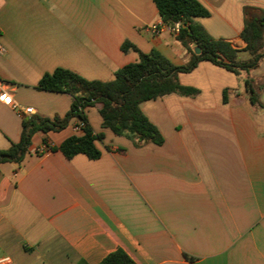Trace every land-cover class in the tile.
Returning a JSON list of instances; mask_svg holds the SVG:
<instances>
[{
  "label": "crops",
  "instance_id": "0c3cea01",
  "mask_svg": "<svg viewBox=\"0 0 264 264\" xmlns=\"http://www.w3.org/2000/svg\"><path fill=\"white\" fill-rule=\"evenodd\" d=\"M197 1L209 15L194 21L246 60L243 8L264 11V0ZM159 22L153 0H0V91L21 111L32 109L21 115L0 101V150L19 141L24 118L69 111V94L37 89L57 68L112 81L138 59L121 49L125 42L173 65L187 63L177 33L148 31ZM177 78L198 94L171 93L139 105L161 145L135 147L114 135L95 104L84 114L93 134L102 135L94 140L99 158H66L44 145L45 139L57 149L81 136L73 117L60 131L36 132L19 164L0 165V259L99 264L120 248L133 264H264V57L238 75L201 61Z\"/></svg>",
  "mask_w": 264,
  "mask_h": 264
},
{
  "label": "trees",
  "instance_id": "16d2710c",
  "mask_svg": "<svg viewBox=\"0 0 264 264\" xmlns=\"http://www.w3.org/2000/svg\"><path fill=\"white\" fill-rule=\"evenodd\" d=\"M161 21L170 27L180 23L176 39L186 49L190 58L183 65H173L157 51L148 54L138 51L128 42L121 49H132L137 53L135 63L127 64L114 73L109 82L88 81L77 74L57 68L45 74L38 82L37 89L43 91L66 93L72 97L69 111L63 117L53 119L31 116L21 122L19 141L7 149L0 150V165L3 163L19 164L28 152L31 138L36 132H57L64 129L71 118L77 117L83 123V134L67 138L57 149L43 143L50 150H59L66 158L84 154L89 159H97L99 150L94 140L102 139L101 134H93L89 128L85 109L100 104L99 115L102 125L116 136H125L133 146L144 143L161 145L163 137L159 130L141 112L142 102L175 93L184 97H194L198 90L183 86L178 81L179 73L191 72L199 62L209 61L235 75L255 69L264 57V11L243 8V29L240 33L245 42L243 51L249 57L239 60V50L223 40L212 39L205 30L194 21L195 18L207 17L208 11L197 0H153ZM182 23V24H181ZM185 25V27H183ZM196 43L200 54L195 55L190 45ZM244 89L252 105L258 103V96L251 81H244ZM223 101L227 93L223 91ZM79 264H85L83 262ZM99 264H133L131 258L120 248L106 255Z\"/></svg>",
  "mask_w": 264,
  "mask_h": 264
},
{
  "label": "built area",
  "instance_id": "2783aa9c",
  "mask_svg": "<svg viewBox=\"0 0 264 264\" xmlns=\"http://www.w3.org/2000/svg\"><path fill=\"white\" fill-rule=\"evenodd\" d=\"M179 27H180V23H174L172 26L168 27L165 24H163L162 22L150 25L148 27V31L151 32L152 34H159L162 30H168L170 32L173 33H178L179 31ZM0 32H1V28H0ZM0 52H4V48L0 45ZM0 101L3 102L4 104L10 106L13 110L17 111V113L19 114H30L32 113V109L30 108H26L23 111L20 110V108L17 106V104H15L13 102V100L11 99V97L6 94L5 92L0 91ZM84 125L81 121H79L74 127V131L75 132H79L82 131ZM43 149H40L39 152H42ZM0 264H10V261L8 258H2L0 259Z\"/></svg>",
  "mask_w": 264,
  "mask_h": 264
},
{
  "label": "water",
  "instance_id": "95a60500",
  "mask_svg": "<svg viewBox=\"0 0 264 264\" xmlns=\"http://www.w3.org/2000/svg\"><path fill=\"white\" fill-rule=\"evenodd\" d=\"M181 24H182V23H181ZM183 27H185V25H183ZM192 45L194 46V48H193V53H194L195 55L200 54V49H199V47H197L196 43H193Z\"/></svg>",
  "mask_w": 264,
  "mask_h": 264
}]
</instances>
